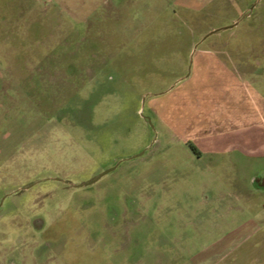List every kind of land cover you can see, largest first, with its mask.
<instances>
[{
  "label": "rangeland",
  "instance_id": "rangeland-1",
  "mask_svg": "<svg viewBox=\"0 0 264 264\" xmlns=\"http://www.w3.org/2000/svg\"><path fill=\"white\" fill-rule=\"evenodd\" d=\"M256 1L0 0V264H264Z\"/></svg>",
  "mask_w": 264,
  "mask_h": 264
},
{
  "label": "water",
  "instance_id": "water-1",
  "mask_svg": "<svg viewBox=\"0 0 264 264\" xmlns=\"http://www.w3.org/2000/svg\"><path fill=\"white\" fill-rule=\"evenodd\" d=\"M259 1H260V0H257L256 3H255V4L249 9V11L246 13L247 15H248V13H249L250 11L253 10V8L256 6V4H257ZM238 23H239V20H237L236 22L232 23L231 25H229V26H227V27H224V28H221V29H215V30H212V31L209 32V33H208V34H207L202 40L206 39L208 36H210V35H212V34H214V33H217V32H219V31H221V30L231 29V28L235 27ZM195 49H196V46H195ZM194 51H195V50H194ZM144 101H145V98H143V104H142V105H144ZM141 116H142V118H143L144 120L147 121V123H148L152 128H154L153 125H152V122H151V120H150L149 117H146V116L143 114V112H141ZM144 152H145V150H144L143 152H141L140 154L134 156V157H138V156L142 155ZM120 162H121V161H120ZM120 162H118L114 167L110 168L109 170H107V171L101 173L99 176H97L95 179L91 180L90 182L83 183V184H81V185H73V186H74V187H84V186H88V185H91V184L95 183V182L98 181L102 176H104L105 174H107V173H109L110 171L114 170V169L119 165ZM39 225H40V223H38V226H39Z\"/></svg>",
  "mask_w": 264,
  "mask_h": 264
},
{
  "label": "flooded vegetation",
  "instance_id": "flooded-vegetation-1",
  "mask_svg": "<svg viewBox=\"0 0 264 264\" xmlns=\"http://www.w3.org/2000/svg\"><path fill=\"white\" fill-rule=\"evenodd\" d=\"M145 121H146V120H145ZM146 122H147V121H146ZM261 178H263V179H261V180H262L261 184L264 186V175H262ZM52 179L55 180V181L61 182V183H62L63 185H65V186H70V187H73V188H77V187H74V186H73L74 184H71V183H69V182H67V181H64V180L60 179V178H52ZM35 183H37V182H35ZM35 183L30 184V185H28V186H26V187L17 188L16 190H14V191H12V192L4 193L3 196H2V200H1V202H3L7 197H9L10 195H12L13 193H17V192H19V191H23V190H27V189L31 188ZM35 226L38 227V223H36Z\"/></svg>",
  "mask_w": 264,
  "mask_h": 264
}]
</instances>
